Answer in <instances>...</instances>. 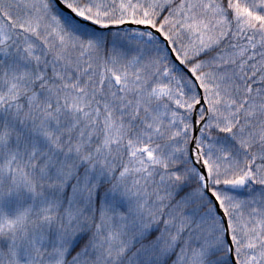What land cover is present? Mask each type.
I'll use <instances>...</instances> for the list:
<instances>
[{
	"label": "snow or ice",
	"instance_id": "obj_1",
	"mask_svg": "<svg viewBox=\"0 0 264 264\" xmlns=\"http://www.w3.org/2000/svg\"><path fill=\"white\" fill-rule=\"evenodd\" d=\"M0 264H264V0H0Z\"/></svg>",
	"mask_w": 264,
	"mask_h": 264
}]
</instances>
